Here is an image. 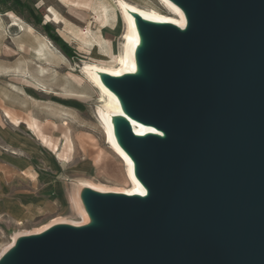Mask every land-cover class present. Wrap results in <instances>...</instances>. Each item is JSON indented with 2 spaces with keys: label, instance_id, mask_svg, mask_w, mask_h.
<instances>
[{
  "label": "water",
  "instance_id": "95a60500",
  "mask_svg": "<svg viewBox=\"0 0 264 264\" xmlns=\"http://www.w3.org/2000/svg\"><path fill=\"white\" fill-rule=\"evenodd\" d=\"M170 1L185 28L134 15L138 73L100 75L145 195L86 189L90 224L20 236L0 264H264V0Z\"/></svg>",
  "mask_w": 264,
  "mask_h": 264
},
{
  "label": "rangeland",
  "instance_id": "374dc122",
  "mask_svg": "<svg viewBox=\"0 0 264 264\" xmlns=\"http://www.w3.org/2000/svg\"><path fill=\"white\" fill-rule=\"evenodd\" d=\"M115 1L21 0L27 6L20 7L11 0H0V118L10 130L6 131L9 146L2 149L9 158L13 157V163L23 167L29 162V171L25 172L29 181L43 174L45 185L38 192L51 199L55 197L59 205L49 214L25 221L15 212H7L6 218L13 226L3 227L0 248L15 234L34 232L54 222L80 221L72 209V201L74 197L81 199L90 184L110 190L129 187L123 164L105 143L104 129L97 116L101 103L85 74L86 65L114 67L120 56L125 26ZM126 1L171 17L157 0ZM48 7H52L58 19L47 13ZM103 7L107 24L101 28ZM19 21L21 26L34 30L38 38L56 51L55 55L47 54V61H40L33 51H22L20 43L34 46L36 42L19 26L11 27L12 22ZM87 26L102 32L110 61L101 60L92 47L74 37L77 29L89 37ZM55 37L66 43L70 52L65 53ZM27 81H38L40 85L33 86ZM3 109L23 118L27 125L10 124ZM21 142L25 144L18 145Z\"/></svg>",
  "mask_w": 264,
  "mask_h": 264
},
{
  "label": "bare ground",
  "instance_id": "6f19581e",
  "mask_svg": "<svg viewBox=\"0 0 264 264\" xmlns=\"http://www.w3.org/2000/svg\"><path fill=\"white\" fill-rule=\"evenodd\" d=\"M157 1L165 10L170 12L171 17L160 14L159 12L153 10L154 8L153 9L149 7L141 8L127 2L126 0H116L115 1L116 7L120 12L121 18L125 26L124 35L122 37V42H121L120 56L116 62V65L114 67H105L97 64H90V66L86 65L85 74L88 77V79L92 82V85L94 86L93 88L96 90L99 103H101L100 106L98 107L97 116H99V121L101 122V125L103 126L104 129L103 134H104V139L106 141L105 143L106 145H108V148L112 151V153L123 164L125 168L126 179L129 183V187L126 189L116 188L113 190L101 188L100 186H96L93 184L89 185L91 190L99 193H115V194H124L128 196L131 195L144 196L146 192L145 188L139 183V181L134 176L133 163L131 159L125 153V151L119 146L115 136L114 124L112 123L113 118L126 117V115L122 109L118 97L102 83L100 79V75L108 74L115 77H121L127 74L138 73V66L136 62V50L141 44V38L136 27L134 15H138L144 20L149 22L167 23V24L175 25L180 29L185 28L186 20L184 14L176 5H174L170 0H157ZM101 3L103 2L101 1ZM103 9L105 15L103 17L102 23L100 24L101 28H104L107 24L106 10L104 7ZM47 13H49L55 19H58V16L55 13V11L52 9V7L47 8ZM11 27H18V24L12 22ZM79 30L77 29L76 32L73 33L74 37L78 39L83 45L87 47L88 46L92 47L94 55L97 56L98 58H100L103 61H110L111 59L110 53L105 48L104 36L102 32H100V30L95 32L91 28H89L88 33L90 34V36L87 37L86 34L80 33ZM129 122L131 124L134 133L138 136H145L149 133L152 134L157 133L155 129L145 126L141 123L132 121L130 119ZM67 149H70V144H67ZM11 154L16 155V153L14 152H12ZM72 209L75 210V212L80 216L81 219L80 221L78 222L59 221V222H54L48 226L42 227L34 232L15 234L12 237L11 241H9L6 245L1 246L0 258L10 248L14 246L17 238L20 236L40 234L48 230L49 228L59 224H68L79 227L91 223V219L83 205V202L81 201V199H79V197H74V201H72Z\"/></svg>",
  "mask_w": 264,
  "mask_h": 264
},
{
  "label": "crops",
  "instance_id": "0c3cea01",
  "mask_svg": "<svg viewBox=\"0 0 264 264\" xmlns=\"http://www.w3.org/2000/svg\"><path fill=\"white\" fill-rule=\"evenodd\" d=\"M6 16L10 21L13 20L9 16V13H6ZM18 26L22 29V32L31 35L36 42L34 46L32 44L24 45V43H20L19 48L22 51H33V56L40 61H47L45 58L47 54L55 55L56 51L50 49L43 40L38 38L34 30L30 31L28 28L21 26V21L18 22ZM40 69L41 71L44 70L42 66H40ZM18 73H23V70H18ZM27 82L33 86L40 84L38 81ZM2 113L12 125H20L21 127L27 125L23 118L12 115L8 110L3 109ZM7 130L10 131L9 127L0 118V240L3 227L13 226L6 218L7 212H9L8 214L15 212L21 221H25L30 218L42 217L45 214L51 213L56 206L59 207L58 199L55 197L51 199L47 195L38 192L45 185L43 174L36 175L35 181H29L28 176L25 174V172L29 171V162L27 165H23V167L21 166L22 164L13 163V157L9 158L10 156L7 152L2 149V147L9 146ZM23 144L25 142H21L18 145L22 146ZM19 173H22L24 177Z\"/></svg>",
  "mask_w": 264,
  "mask_h": 264
},
{
  "label": "trees",
  "instance_id": "16d2710c",
  "mask_svg": "<svg viewBox=\"0 0 264 264\" xmlns=\"http://www.w3.org/2000/svg\"><path fill=\"white\" fill-rule=\"evenodd\" d=\"M13 3L17 4L18 6L20 7H23V6H27V5H24L21 0H11ZM45 28H49L48 26H45ZM55 40L57 42H59L61 44V48L62 50L65 52V53H68L70 52V48L68 47V45L66 43H64L63 41H61L59 38L55 37Z\"/></svg>",
  "mask_w": 264,
  "mask_h": 264
}]
</instances>
